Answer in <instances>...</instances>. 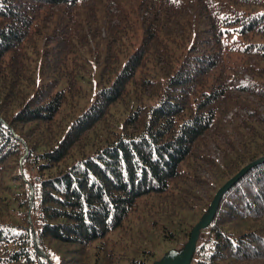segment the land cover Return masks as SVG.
<instances>
[{
    "label": "trees",
    "instance_id": "trees-1",
    "mask_svg": "<svg viewBox=\"0 0 264 264\" xmlns=\"http://www.w3.org/2000/svg\"><path fill=\"white\" fill-rule=\"evenodd\" d=\"M86 1L0 0V79L8 87L0 90V264H69L53 259L49 241L87 246L119 227L139 198L167 191L198 138L227 112L221 100L246 67L243 57L264 59V0H168L156 11L184 15L193 5L197 19L179 33L163 31L166 21L144 24L132 52L121 60L105 57L89 103L53 142L29 140L20 126L53 123L65 99L56 86L66 82L71 89L75 79L63 67L62 76L41 81L12 109L25 55L19 47L42 8ZM51 37L60 54L53 61L60 63L66 38ZM245 89L264 99V82ZM123 102L122 119L107 120L115 116L111 107ZM103 120L99 131L85 133ZM259 123L247 149L224 164V181L264 155V118ZM20 156L24 172H8ZM218 203L191 264L264 260V162L250 167ZM150 255L131 264H148Z\"/></svg>",
    "mask_w": 264,
    "mask_h": 264
},
{
    "label": "rangeland",
    "instance_id": "rangeland-1",
    "mask_svg": "<svg viewBox=\"0 0 264 264\" xmlns=\"http://www.w3.org/2000/svg\"><path fill=\"white\" fill-rule=\"evenodd\" d=\"M167 4L168 0H90L72 7L59 4L42 8L30 34L19 47L25 55L21 78L13 89L18 90V98L11 108L19 106L41 81L55 77L57 73L62 76L63 67L70 79L75 80L71 89L66 87V82L56 86L63 88L65 99L55 121L48 127L40 122L22 125L19 128L22 136L42 144L53 142L68 119L89 103L92 85L107 63L105 57L117 54L121 60L124 51L132 52L142 40L144 24L166 21V25L159 26L163 31L170 29L179 33L178 29L185 26L187 20L197 19L193 5L187 6L188 13L184 15L171 9L156 11L157 8H166ZM177 18L178 24L174 25ZM51 35L66 38L67 45L61 52L60 63L53 61L60 54H57ZM7 57L6 54L5 59ZM243 59L246 67L233 76L231 88L220 104L227 106V112L236 107L235 117L224 122L225 115H220L198 138L190 155L181 163L182 176L170 179L169 189L164 193L139 198L119 227L87 246L49 241L53 259L67 260L69 264H131V258H142L148 251L151 255L145 260L154 264L170 250L183 248L191 228L206 213L215 193L227 181L221 173L224 164L247 149L248 138L254 129L261 127L259 120L264 118V99L245 89L264 82V59L257 55ZM249 67L260 69L253 72ZM245 75L251 80L246 86L241 80ZM0 90H8L3 79H0ZM124 106V102L110 106L115 116L107 120L112 121L113 117L122 119L127 110ZM57 122L61 126H56ZM103 125L105 120L85 133L99 131ZM20 160L22 156L17 160L19 165L8 172L19 170L23 173ZM4 207L2 205V209ZM241 264H264V260Z\"/></svg>",
    "mask_w": 264,
    "mask_h": 264
},
{
    "label": "water",
    "instance_id": "water-1",
    "mask_svg": "<svg viewBox=\"0 0 264 264\" xmlns=\"http://www.w3.org/2000/svg\"><path fill=\"white\" fill-rule=\"evenodd\" d=\"M264 162V155L243 166L234 176L229 178L215 193L209 208L200 220L191 228L186 244L179 251L170 250L154 264H191L200 231L207 227L214 218V214L224 193L253 165Z\"/></svg>",
    "mask_w": 264,
    "mask_h": 264
},
{
    "label": "built area",
    "instance_id": "built-area-1",
    "mask_svg": "<svg viewBox=\"0 0 264 264\" xmlns=\"http://www.w3.org/2000/svg\"><path fill=\"white\" fill-rule=\"evenodd\" d=\"M241 80H243L245 82V84H244L245 86L251 83V80L249 79V77L247 75H245V77ZM237 111H238V109L236 107H234L233 110L231 109V111L229 110L227 112V114H224L225 116L223 118V121L227 122L226 119H232L233 117H235V114L237 113Z\"/></svg>",
    "mask_w": 264,
    "mask_h": 264
}]
</instances>
